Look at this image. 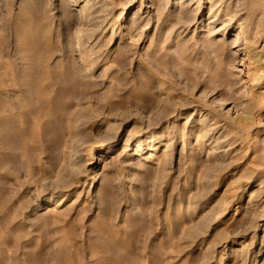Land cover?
<instances>
[{"label":"rangeland","instance_id":"1","mask_svg":"<svg viewBox=\"0 0 264 264\" xmlns=\"http://www.w3.org/2000/svg\"><path fill=\"white\" fill-rule=\"evenodd\" d=\"M0 264H264V0H0Z\"/></svg>","mask_w":264,"mask_h":264},{"label":"bare ground","instance_id":"2","mask_svg":"<svg viewBox=\"0 0 264 264\" xmlns=\"http://www.w3.org/2000/svg\"><path fill=\"white\" fill-rule=\"evenodd\" d=\"M87 19H88V18H87ZM88 21H89V20H88ZM97 152H98V149H94L93 152H92V155H95V153H97ZM48 200H49L50 202H52V201H54V198L49 197Z\"/></svg>","mask_w":264,"mask_h":264}]
</instances>
